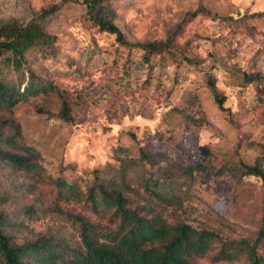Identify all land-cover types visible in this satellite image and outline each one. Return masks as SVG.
I'll use <instances>...</instances> for the list:
<instances>
[{"label": "rangeland", "instance_id": "374dc122", "mask_svg": "<svg viewBox=\"0 0 264 264\" xmlns=\"http://www.w3.org/2000/svg\"><path fill=\"white\" fill-rule=\"evenodd\" d=\"M81 1L0 0V19L22 21L59 4L43 20L56 37L55 54L31 59L50 87L0 108L5 135L14 132L12 123L20 127L17 143L0 147L35 151L47 180L29 187L33 179L0 158V212L11 217L13 240L50 236L78 245L77 225L53 206L50 181L76 180L84 188L95 170L119 177L121 159L134 204L158 205L170 222L227 239H254L264 227L262 180L241 175L240 164L264 158V0H107V18L131 44L99 28ZM152 41L162 46L147 62L140 44ZM215 92L227 110L218 108ZM64 103L68 120L60 114ZM201 160L188 175L186 166ZM163 181L162 190L153 187ZM145 182L153 193L180 200L157 204ZM63 205L95 218L82 203Z\"/></svg>", "mask_w": 264, "mask_h": 264}, {"label": "trees", "instance_id": "16d2710c", "mask_svg": "<svg viewBox=\"0 0 264 264\" xmlns=\"http://www.w3.org/2000/svg\"><path fill=\"white\" fill-rule=\"evenodd\" d=\"M69 0H61L65 3ZM107 0H82L89 18L102 30L114 33L121 44L128 42L122 31L107 18L104 2ZM59 4H53L32 14L27 21L17 18L0 19V108H12L31 96L45 92L50 85L32 67L31 59H43L55 54L56 37L45 29L44 18L56 11ZM146 52L143 60L149 61L150 55L162 46L159 42L140 44ZM191 62V59L186 58ZM21 77L23 78L21 80ZM210 85H214L211 76ZM218 108L224 106L225 96L214 93ZM61 116L71 118L66 103ZM11 135H5L0 125V141L16 144L20 137L18 123ZM24 147V146H23ZM140 154L146 156L140 148ZM36 152L25 147L23 154L5 151L0 147V158L6 160L22 175L31 177L29 187L35 183L46 182L43 167L36 159ZM264 158H256L253 164L241 163V175H255L262 180L264 192ZM121 159L119 177L94 176L84 188L76 180L56 178L50 181L56 187L53 206L68 216L77 225L79 244L70 245L64 240L50 236L34 241L17 243L7 231L11 217L0 212V264H26L27 260L39 264H196L197 260L207 258L212 263L228 262L236 264L244 260L247 264H264V227L254 239H227L217 231L186 221L170 222L162 215L158 205L134 204L133 190L126 176L128 167ZM203 161L186 166L187 174L192 176ZM162 190L166 183L154 182L153 187ZM144 189L156 197L155 202L180 200L176 196L165 198L149 190L148 182ZM82 205L95 215V218L82 215L64 206L69 202ZM264 205V195H263ZM28 214L34 208H26Z\"/></svg>", "mask_w": 264, "mask_h": 264}]
</instances>
